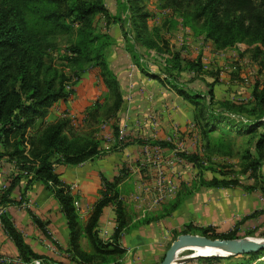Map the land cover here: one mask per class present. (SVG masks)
Here are the masks:
<instances>
[{"label": "trees", "instance_id": "1", "mask_svg": "<svg viewBox=\"0 0 264 264\" xmlns=\"http://www.w3.org/2000/svg\"><path fill=\"white\" fill-rule=\"evenodd\" d=\"M140 1L127 0L129 18L137 28L135 39L144 43L148 49L170 52L160 49L145 34L147 31L145 19L148 14L142 11L139 6ZM97 13L107 14V9L101 0H0V161L2 159L13 161L14 167L20 172L5 180L7 187L0 194V206L11 201L9 195L22 177L27 179L26 186L34 180L42 182L51 191L64 214L69 231L71 254L84 262L105 259L107 256H116L122 252L118 246L104 243L98 236L96 226L103 208L109 203L115 205L118 225L114 237H117L127 219L123 202L118 198L116 182L102 178L105 189L94 203L87 222L84 225L80 223L79 214L74 206L75 198L69 187L55 172V165L59 162L78 164L97 155L100 151V142L76 134L69 119L45 122L51 107L60 100H66L73 92V88L69 84L71 78L60 67L46 65L39 51V42L43 37L68 34L74 30L75 25H78L75 29V42L69 48L74 56L66 59L76 64H82L84 61L90 65L86 70L94 68L98 71V77L108 91L105 101H111L108 107L110 116L114 115L122 108L123 94L116 74L109 69L101 53L102 45L106 42L103 41L102 45L97 44L101 38H110L108 34H97L94 31L92 19ZM193 19L197 22L202 21L205 38L211 40L216 49H225L244 41L264 47V0H204L196 8ZM256 49L259 50V47L257 46ZM171 55L173 58V54ZM178 62L180 64L175 60L176 68L184 67L194 75L203 73L200 58L184 62L178 60ZM78 67L79 71L84 70V66ZM259 68L260 72H264V54L259 61ZM149 74L165 82L167 88L194 106L192 121L198 130V143L205 140L210 145L209 140L212 135L216 133L230 135V131L237 133L241 125H244L241 130L249 132L262 126H256L254 121H246L238 126L221 112L207 110V107L203 106V100L214 99L216 92L213 87L216 80L208 83L210 86L205 92H199L185 90L175 81L161 79L159 74L151 72ZM251 96L259 101L258 103L264 101V86H259L258 81L252 86ZM220 101L224 103L229 100L220 99ZM93 107L88 114L92 119L97 116V108L101 105L96 102ZM225 126L229 128L231 126L230 131L222 128ZM114 129L117 134L118 128ZM258 134L260 136L255 144L262 146L264 131ZM24 170H27V173L22 174L21 171ZM237 183L235 179L212 176L207 185L227 187ZM258 190L264 194V186H260ZM29 213L33 222L44 229V223L31 212ZM256 213L244 217L240 223ZM0 220L4 230L16 244L23 261L28 263L39 259V256L35 255L24 242L22 234L6 213L0 214ZM191 226V223L186 224L178 234L191 232L187 231ZM201 230L202 235L213 239H233L253 234L251 231L240 232L237 228L229 230L227 234L217 233L211 226L203 227ZM213 232L216 234L210 235ZM191 233L194 234V231ZM82 237L87 239L92 250L91 254H86L81 249L79 241ZM240 257L244 260L242 264H264V249Z\"/></svg>", "mask_w": 264, "mask_h": 264}, {"label": "crops", "instance_id": "2", "mask_svg": "<svg viewBox=\"0 0 264 264\" xmlns=\"http://www.w3.org/2000/svg\"><path fill=\"white\" fill-rule=\"evenodd\" d=\"M206 54L204 52V55ZM118 55L113 59L114 64L123 61L122 54L119 52ZM196 58L204 59V56L200 55ZM110 67L122 85L121 77L126 73L125 66ZM143 69L142 73H145L147 77L138 73L136 80L131 82L135 87L141 84L156 89V85L160 86L156 89L158 95L155 96L152 103L157 109L158 126L153 128L151 124H147L140 128L134 125L131 134L126 132L127 136L131 135L130 139L120 138L119 135L114 134V128L121 123L123 110L126 107L131 109V120L133 119V121L138 118L142 119L146 115V107L149 103L147 96L138 95V92H132L131 89L127 100L123 95L120 111L98 124L91 134L92 138L99 140L102 150L97 155L78 164L59 162L55 165V172L78 201L80 218L84 214H89L94 203L101 197L102 191L105 189L102 178L109 182H116L118 198L124 202L127 222L120 229L117 237H114L118 224L115 205L109 203L103 208L96 229H98L99 238L104 243L118 246L122 250L121 254L86 262L73 256L69 249V231L66 219L59 203L42 182L34 180L26 186L27 179L22 177L9 195L11 201L0 206V212L6 213L10 217L14 226L22 234L24 242L35 255L39 256V259L28 263L24 262L16 244L6 233L0 220V257L5 260L0 264H31L33 261L39 264H160L167 250L164 247L167 246L168 241L169 244L173 241L170 239L172 232L179 231L186 224L191 223L193 227L212 226L216 231L237 228L243 232L263 209L264 204L259 190L247 191L244 184L214 188L201 186L197 191L192 189L189 192L184 183L176 180L178 182H174L175 190L168 196L166 202L160 201L161 203L157 205L152 201L153 192L148 190L150 187L156 189V176L159 173V166L155 162L152 150L157 147L159 151L166 152L172 148L168 142L172 144L176 141L175 138H171L174 135L175 126H177L178 137L183 138L187 143L193 138L192 136L197 135L198 130L197 127L195 130L189 128V124L193 122L194 106L186 99L168 90L166 86L165 89L163 87L165 82L162 85L157 78L148 77L151 70ZM95 70L91 68L85 71L82 78L72 86L73 92L70 96L66 100L56 102L51 107L45 118L46 121L69 119L73 131H77V134L83 133L79 131V128L83 126L84 121H87L86 119H89L88 114L94 104L105 101L104 96L99 94L100 89L107 91L104 86L97 88L92 74ZM176 101H179L180 106L175 109L172 102ZM164 106L172 108L164 111ZM160 110H162L161 113ZM75 116L79 117L77 123L70 119ZM97 116L93 119H96ZM89 129L91 128H87V133ZM189 133L192 134L189 135ZM173 139L175 140L173 141ZM145 146L151 150V155L140 153ZM2 161H0V183L5 182L8 178L5 177V169H12L7 174L14 173L15 175V171H18L14 167L13 161ZM126 166L132 168L130 174H125L127 173L124 168ZM149 167L152 168L151 177L144 179L143 172L146 171H141ZM148 170L150 171V169ZM146 186L148 187L146 188ZM136 195L139 197L134 200ZM125 202L128 203V206ZM29 212L44 223V229L33 222ZM254 212L257 214L240 223L244 217L250 216ZM79 242L81 249L86 254H91L92 250L87 239L82 237Z\"/></svg>", "mask_w": 264, "mask_h": 264}, {"label": "rangeland", "instance_id": "3", "mask_svg": "<svg viewBox=\"0 0 264 264\" xmlns=\"http://www.w3.org/2000/svg\"><path fill=\"white\" fill-rule=\"evenodd\" d=\"M101 1L103 6L107 9V14L97 13L93 16L94 31L97 34H108L110 38H101L97 44L102 45L103 41L106 42L102 45L101 53L109 69H111L110 66H125V70H123L126 71V73L121 77L123 84L120 85L119 79L118 82L122 94L126 96V100L131 89L132 92H138V95L147 96L149 103L146 107V115L149 113L156 116L158 115L157 109L152 103L155 100V96L158 95L156 89L160 86L156 85L157 87L155 89V87L149 88L139 84L135 87L131 82L136 78L138 73L140 75L144 74L147 77L145 73H142L144 72L143 68L151 70V73L159 74L160 78L163 80L169 79L175 81L185 90L205 92L210 86L208 83L216 80L213 87L216 92L214 99H210L209 101L206 98L203 100V106L207 107V110H211L215 113L221 112L223 116L229 118V121L236 123L238 126L244 124L246 121H254L256 122V126L262 125L260 129L251 130L250 132L241 130L244 128V125H241L239 127L240 131L237 133H234L235 131H230L231 126L230 128L227 126L222 127L226 131L229 130L231 134L217 135L218 133H216L212 135L209 140L210 145H208L205 140L201 141V143H197V141L194 140L195 136H192L193 138L187 143L183 138H179L177 131H175L171 138H175L176 141L173 139L174 143L172 144L168 142L172 145V148H170L171 150L168 149L166 152L162 151L158 155L162 160L160 166L163 171L160 170L164 172V175L167 176L172 183H177L178 181L176 182V180L184 183V186L187 187L189 192L192 189L197 191L201 186L210 188L207 182L212 176L235 179L238 182L237 185L244 184V188L247 191H257L260 186H264V145L256 146L255 144L257 138L260 136L258 132L264 131V101L258 103L259 101H256L254 97L251 96V89L255 81L259 82V86H264V72L259 71V61L264 54V47L244 41L237 42L233 46L225 49H216L212 41L205 38L202 21L197 22L193 19L196 8L202 4L204 0H141L139 6H141L143 12L148 14V17L145 19V24L147 25L145 34L147 37L151 38L160 49H166L170 51L167 53L173 54V58L171 57L168 58L166 62H161L149 56L148 50L156 49H148L144 43L135 39L134 36L137 28L132 24V20L129 18L130 10L127 0ZM77 26L78 25H75L74 30L68 34H55L43 37L39 42V51L43 55L46 65L51 64L52 66L60 67V69L71 78L69 83L71 88L82 78L86 69L90 66L84 61H82V64H76L70 62V59H66L67 57L74 56L72 52L70 53L69 48L75 42V29ZM257 46L259 50L256 49ZM119 52L122 54L121 57L123 61L121 60L122 62L114 64L113 59L119 56ZM204 52L207 54L204 55ZM259 52H261V54H259ZM200 55L204 56V59H201L203 66L202 74L194 75L184 67L176 68L174 66L175 60H177V64H180L178 60L182 62L193 60ZM78 66H84V70L79 71ZM92 74L96 81L97 88L104 86L103 82L98 77V71L95 70ZM148 77L152 76L148 74ZM159 82L163 85V81ZM163 87L166 89L165 85H163ZM104 88L107 89L105 86ZM168 90L170 89L168 88ZM105 91L100 89L99 93L104 96V100L108 92L106 91L105 93ZM220 99H227L229 101L222 103ZM178 100L180 99L178 98ZM110 103V100L100 103L101 107L97 108V118L92 119L90 117L86 119L87 121H84L83 126L79 128V131L83 133L79 135L92 138L91 134L95 128H97L96 126L109 119L110 111L108 107ZM172 104L175 109L180 106L179 101L172 102ZM170 105L171 103L169 106ZM168 109L171 110V107H163L164 111ZM131 112V109L126 107V109L123 110V119L121 123L115 126L118 130L123 126L127 134H131V131L134 130V125L137 127L142 126L140 125V118L134 121L133 119L131 120ZM161 112L162 110H160V113ZM146 115L142 120H144ZM70 119L77 123L76 121L79 120V117L75 116ZM47 122L48 121H46V123ZM80 124L82 125V121ZM87 128H91L88 133ZM126 132L124 139H130L131 135L127 136ZM191 134L192 133H189V135ZM118 135L119 133L117 132V136ZM217 138H219L218 141H216ZM174 148H176L178 152H175ZM2 160L6 161V159ZM171 162H173V164ZM153 164L155 165V163ZM124 168H126L125 170L127 171V173H124L130 174V169L132 168L128 166ZM148 169H150V171ZM148 169L145 168L141 171H146L143 172L144 179L151 177L152 168L149 167ZM10 170L12 169H5V177L14 175V173L7 174ZM21 172L25 174L27 170ZM17 173L20 172L15 171V174ZM147 187L148 186H146V188ZM214 187L215 186L212 185V188ZM4 189L6 190L4 187L0 188V194H2ZM148 191L151 193L153 192L152 201L155 202L157 189L150 187ZM168 196L161 200V202H166ZM134 197L136 198H134V200H137L139 195ZM261 197L264 204V194L261 193ZM161 202L158 201L156 204L158 205ZM125 203L126 206H128V203ZM128 211L131 212L129 209ZM132 213L135 214L134 211H132ZM89 215L90 213L87 215L84 214L81 218L79 216L80 223L84 225ZM98 224L99 220L97 226ZM203 227L205 228L206 226ZM202 228L191 226L187 231H194V234L202 235ZM96 230L98 231V229ZM182 230L183 228L177 232H172L170 239H175L180 235L178 233ZM249 231L253 234L245 237H264V208L259 211L257 217H254L252 223H250L243 232ZM216 232L227 234L229 230ZM215 234L213 232V234L210 235ZM167 243V246H169L170 242L168 241ZM167 246L164 248L167 249ZM194 253L195 251L192 249L184 250L178 256L183 260L191 257ZM242 263H244L243 258L240 256H233L229 258L218 257V259L198 258L178 264Z\"/></svg>", "mask_w": 264, "mask_h": 264}, {"label": "water", "instance_id": "4", "mask_svg": "<svg viewBox=\"0 0 264 264\" xmlns=\"http://www.w3.org/2000/svg\"><path fill=\"white\" fill-rule=\"evenodd\" d=\"M194 247H203L211 251V254L198 258H227L240 256L264 249V237H240L233 239L210 238L204 235L183 233L178 235L165 251L160 264H172L179 249L191 250ZM194 260L188 259L184 263Z\"/></svg>", "mask_w": 264, "mask_h": 264}, {"label": "built area", "instance_id": "5", "mask_svg": "<svg viewBox=\"0 0 264 264\" xmlns=\"http://www.w3.org/2000/svg\"><path fill=\"white\" fill-rule=\"evenodd\" d=\"M148 53H149L150 57L158 59L161 62H166L168 60V58H171V54H169L167 52H157L156 50L150 49V50H148ZM156 117H157L156 115H152V113H149L148 115H146L144 120H142L143 118L140 119V125H142L141 127H144L147 124H151V127H153V128L157 127L158 121H157ZM189 128L191 130H195L196 126H195L194 122H191L189 124ZM125 130L126 129L123 128V126H122V128L119 129L118 133H119L120 138L124 137L125 132H126ZM174 130L177 131L176 126H175ZM194 140L195 141L198 140L197 135L194 137ZM197 143H198V141H197ZM152 151H153V155L156 159L155 162H156V164H158L159 170H160L161 169L160 165H161L162 160L160 159V157L158 155L161 151H159V148H157V147H155ZM174 151L178 152L176 148H174ZM142 153H144L146 155H151V150L147 146H145ZM171 163L173 164V162H171ZM161 170L159 171V173L157 175L156 184H155L156 189H157V197L155 199V202L161 201L165 197H167L168 195H171L174 192L175 187H176L175 184L172 183V181L169 180L167 178V176L164 175V172H162L163 170L162 171ZM2 187L6 188L7 183L6 182L0 183V188H2ZM74 206L76 207V210L78 212L79 211V204H78L77 200L74 201ZM0 213H2V212H0ZM2 262H5V260L0 257V263H2ZM31 264H39V263L36 261H33Z\"/></svg>", "mask_w": 264, "mask_h": 264}, {"label": "bare ground", "instance_id": "6", "mask_svg": "<svg viewBox=\"0 0 264 264\" xmlns=\"http://www.w3.org/2000/svg\"><path fill=\"white\" fill-rule=\"evenodd\" d=\"M192 250H194L195 253L191 257L181 260L178 255L182 251H184V249L183 250L182 249H179L177 251V255L174 257V261H173L172 264L182 263V262H185V260H188V259H196L199 255L206 256V255L211 254V251L209 249L203 248V247H194Z\"/></svg>", "mask_w": 264, "mask_h": 264}]
</instances>
